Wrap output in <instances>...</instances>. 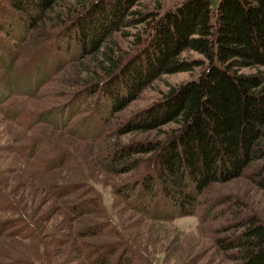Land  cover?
<instances>
[{
  "label": "trees",
  "instance_id": "obj_1",
  "mask_svg": "<svg viewBox=\"0 0 264 264\" xmlns=\"http://www.w3.org/2000/svg\"><path fill=\"white\" fill-rule=\"evenodd\" d=\"M143 2L0 0V33L8 40L0 61L10 71L26 43L36 46L34 58L53 55L57 65L78 66L80 75L68 89L94 98L101 124L163 76L201 69L118 128L120 136H151L114 150L121 166L136 155L147 157L133 185L123 187L124 199H134L129 207L149 219L171 221L194 216L216 185L246 178L264 192V0H184L161 14L144 10ZM128 38L127 48L122 40ZM189 52L202 58L185 56ZM40 71L37 66L32 74L38 81ZM13 81L0 82V105L14 94ZM94 199L84 202L82 215L102 210ZM236 214L216 247L235 264H264V220ZM121 248L125 253L115 261L135 260L136 247ZM102 250L96 248L94 264L118 263L115 252Z\"/></svg>",
  "mask_w": 264,
  "mask_h": 264
},
{
  "label": "rangeland",
  "instance_id": "obj_2",
  "mask_svg": "<svg viewBox=\"0 0 264 264\" xmlns=\"http://www.w3.org/2000/svg\"><path fill=\"white\" fill-rule=\"evenodd\" d=\"M182 1L143 4L144 10L161 14ZM132 40H122V45L128 48ZM7 41L0 33L1 59ZM33 46L23 45L10 71L0 61V82L14 80L10 86L15 87L0 105V264H94L99 246L106 249L100 253L115 252L112 257L118 262L125 253L123 243L136 247L138 255L130 263L124 258L117 264H235L215 240L226 234L222 231L235 213L257 214L264 220L263 191L240 178L206 192L194 216L155 221L129 207L134 199H124L123 187L133 185L147 157L136 155L121 166L114 152L120 145L149 140L144 134L120 136L118 128L170 88L197 77L201 69L163 76L125 111L101 124L94 114V98L68 89L80 68L69 63L62 67L60 61L57 65L53 55L34 58ZM185 56L202 58L195 52ZM37 66L43 74L40 81L32 76ZM94 197L102 210L82 215L86 211L81 206ZM21 222L25 225H18ZM101 223L107 225L87 235Z\"/></svg>",
  "mask_w": 264,
  "mask_h": 264
}]
</instances>
